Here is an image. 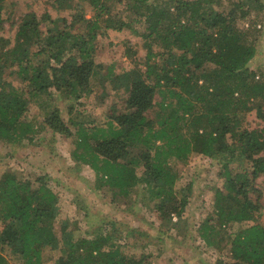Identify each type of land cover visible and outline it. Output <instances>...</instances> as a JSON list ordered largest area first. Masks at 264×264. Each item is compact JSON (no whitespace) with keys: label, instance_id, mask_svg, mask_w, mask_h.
<instances>
[{"label":"trees","instance_id":"obj_1","mask_svg":"<svg viewBox=\"0 0 264 264\" xmlns=\"http://www.w3.org/2000/svg\"><path fill=\"white\" fill-rule=\"evenodd\" d=\"M7 1L0 0V31L7 21L3 15L10 12L9 19L13 13ZM225 3L50 0L57 12L69 11L71 21L64 19L63 28L47 32L44 25L58 23L49 13L23 14L11 24L14 44L0 39V143L21 147L46 129L72 136L58 108L39 126L26 122L31 102L49 96L51 85L64 101L77 102L93 91L95 81L103 87L108 83L124 95L125 111L113 107L106 130L80 127L78 146L85 153L74 155L96 172V192L106 188L125 204L141 193L143 205L153 204L163 222L181 220L193 184L178 191L176 183L190 159L203 155L221 167L224 188L215 191L199 238L220 253L229 250V260L216 264H264V225L259 223L264 204L254 196L258 179L264 177V127L250 130L244 125L252 111L264 119V71L248 69L257 55L254 28L264 3L227 0L231 18L220 10ZM84 4L93 12L90 18ZM116 5H125L135 22L144 25L134 33L143 39L146 55L139 59L128 48L130 67L116 73L108 68L102 76L96 61L98 37L131 26L114 16ZM245 21H251L247 29L238 26ZM51 180L48 174L29 171L1 175L0 264H47L45 250L59 242L56 221L63 236L55 264H171L163 256L126 254L116 245L115 222L94 236L69 235L68 220L59 219L61 201ZM250 222L232 232L234 224Z\"/></svg>","mask_w":264,"mask_h":264},{"label":"rangeland","instance_id":"obj_2","mask_svg":"<svg viewBox=\"0 0 264 264\" xmlns=\"http://www.w3.org/2000/svg\"><path fill=\"white\" fill-rule=\"evenodd\" d=\"M264 3V0H260ZM225 15L232 17L229 4L225 0ZM13 11L3 16L6 21L5 29L0 31V39L4 38L14 44L16 29L11 24L25 13L34 12L38 16L49 13L58 23H48L43 26L47 32L55 27L63 28L62 21H71L69 11L57 12L50 6V0H8ZM87 17L93 15L91 8L84 4ZM114 16L129 24V28L122 31L110 30L107 36L97 39L96 61L102 65L101 75L105 76L108 68L115 73L125 70L129 66L126 50L130 48L136 52L139 59H144L146 49L143 39L134 33V30L143 31L144 25L135 22L136 16L128 11L125 5H116ZM261 20L257 21V55L249 64L252 72L264 71V11ZM252 21V19H250ZM251 21L239 23V27L248 28ZM76 31V29L74 30ZM260 34V35H259ZM40 51L39 48H32ZM39 60V59H38ZM1 63V61H0ZM10 81V80H9ZM18 79L12 80L13 86L18 87ZM100 81L94 82V89L77 102H66L58 91L51 85L49 96L44 94L31 102L25 121L39 126L48 113L58 108L65 124L72 131V136L59 135L46 129L33 137L30 143L26 141L21 147L9 146L0 143V177L7 171L21 173L32 172L48 174L51 177L50 185L58 193L61 201L60 220H68L69 235L75 237L94 236L109 222L116 223V245H121L128 255L145 257H165L171 264H216L218 260H229V250L222 253L207 247L199 238L198 228L203 220L212 213L215 191L224 188V180L220 177L221 167L203 155H194L182 176L176 183L177 190L183 189L189 183L193 184V193L182 219H174L171 223L163 222L158 213L141 202L142 194L132 196L133 200L125 204L122 197H113L108 190H95L98 178L89 163L78 161L75 154L84 155L85 150L78 146L80 127L88 132L99 129H108L115 107L118 112L125 111V97L113 91L108 83L101 86ZM159 101V97H156ZM73 106V107H72ZM155 110L150 116H154ZM244 125L250 130L264 127V119L257 117L256 111L249 113ZM87 158L90 154L87 153ZM100 164L102 162L100 161ZM259 197L264 204V177L257 181ZM139 191V190H138ZM264 225V210L259 219ZM76 224V227L74 226ZM253 225L252 222L234 224L232 232L242 227ZM106 227V226H105ZM108 227V226H107ZM110 228V227H109ZM61 225L56 221L59 242L45 250L47 264H55L58 256L56 250L62 246ZM8 251H4L7 254Z\"/></svg>","mask_w":264,"mask_h":264}]
</instances>
